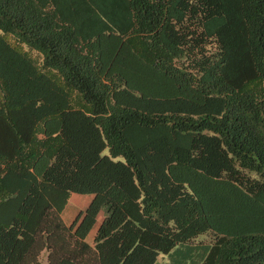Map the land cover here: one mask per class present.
I'll return each mask as SVG.
<instances>
[{
	"label": "trees",
	"instance_id": "trees-1",
	"mask_svg": "<svg viewBox=\"0 0 264 264\" xmlns=\"http://www.w3.org/2000/svg\"><path fill=\"white\" fill-rule=\"evenodd\" d=\"M160 254L264 264V0H0V264Z\"/></svg>",
	"mask_w": 264,
	"mask_h": 264
},
{
	"label": "rangeland",
	"instance_id": "rangeland-1",
	"mask_svg": "<svg viewBox=\"0 0 264 264\" xmlns=\"http://www.w3.org/2000/svg\"><path fill=\"white\" fill-rule=\"evenodd\" d=\"M90 201V196L87 195H75L71 194L69 196V199L67 200V203L65 207L63 208L61 212V219L65 225H69L75 218L78 212L83 211L87 203ZM103 218V211H100L95 220H94V225L88 235L86 236V242L91 243L92 242V237L98 228L100 222L102 221ZM203 238V236L198 237V239ZM174 251V250H173ZM171 251V253L173 252ZM185 254V253H182ZM185 256H181L180 260H183ZM169 260V255H158L156 258L155 264H168ZM192 260L189 257H186L184 259V262L190 263ZM40 264H44V260L40 258Z\"/></svg>",
	"mask_w": 264,
	"mask_h": 264
}]
</instances>
